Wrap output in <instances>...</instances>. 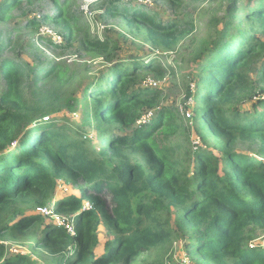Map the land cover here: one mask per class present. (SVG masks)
<instances>
[{
  "label": "trees",
  "instance_id": "trees-1",
  "mask_svg": "<svg viewBox=\"0 0 264 264\" xmlns=\"http://www.w3.org/2000/svg\"><path fill=\"white\" fill-rule=\"evenodd\" d=\"M43 1L0 0V21ZM51 1L57 15L24 14L23 28L0 32L5 87L0 96V264H35L10 252L6 242L11 240L34 243V252H46L56 264H134L163 255L175 235L187 240L193 264H264V246H252L258 231L264 233V98L246 104L254 102L253 72L264 82V0L245 8L237 5L240 0H227L224 16L211 22L209 37L195 41L200 44L194 56L196 100L202 96L195 125L205 145L193 151L187 149L190 134L184 144L173 141L190 127L161 107L163 91L142 87L150 73L175 75L159 61L115 63L108 43L84 35L83 49L105 54L114 65L78 96L77 91L67 95L73 73L66 62L36 67L7 55L19 52L25 33L44 23L62 24L72 37L79 23L71 15L75 1ZM100 1L107 4L106 14H122L130 25L143 27L147 40L162 50L178 51L195 31L192 14H185L184 22H165L143 9L120 11L119 0ZM167 1L178 10L187 3ZM54 47L63 51L69 46ZM81 108H90L82 113L81 126L99 132L100 148L86 130L54 117ZM147 111L153 116L143 123ZM103 123L111 128H102ZM246 143L259 145L256 159L237 151ZM57 180L82 188L81 198L66 197L57 204L58 213L75 217V236L37 213L23 217L52 200ZM70 249H75L71 255Z\"/></svg>",
  "mask_w": 264,
  "mask_h": 264
},
{
  "label": "rangeland",
  "instance_id": "rangeland-1",
  "mask_svg": "<svg viewBox=\"0 0 264 264\" xmlns=\"http://www.w3.org/2000/svg\"><path fill=\"white\" fill-rule=\"evenodd\" d=\"M60 2L68 3L69 0H59ZM71 15L78 18V26L73 27V35L71 31L64 28L62 24L44 23L36 29H29L24 36L22 49L17 53L8 52V56L16 58L19 56L24 61L31 65L38 67L40 63H51L56 61H63L69 65L73 73L72 82L66 92L69 95L72 91H77L78 96H81L86 85L89 84L93 78H100L105 72L114 64H110L105 54L97 51H87L83 49L82 40L84 35H88L92 41L108 43L109 55L116 56L117 60L124 62L126 65L135 61L149 63L150 61H159L165 68L172 69L175 73L168 74L164 78L157 77L150 73L148 78L142 84V87L147 89H160L164 93L162 108L172 110L174 113L180 115L185 126L190 127L189 133L186 128L180 134L173 137L176 144L181 145L189 140L191 143L187 146L189 151L204 146L205 142L196 132L195 117L196 105L202 107L200 100L201 95L196 100L197 86L193 74L198 72V64L194 61V56L200 48V44L195 42L202 41L206 36L209 37V30L212 28L211 22L215 18H222L224 16V8L227 0H204L202 4L194 2V0H185L186 7H181L179 10L171 5L167 0H119V9H143L145 13L155 15L159 21L168 22L173 19H179L182 22L185 14L194 15V29L195 31L189 33L188 36L178 45V51L169 52L154 47L147 40V33L143 27L130 25L129 22L122 16H111L106 14V3H101L100 0H74ZM256 0H240L243 8L254 5ZM98 2V3H97ZM72 3V1H70ZM58 8L51 0H44L36 6H27L26 9L16 13V15L9 21H0V32L6 29L25 26V16L31 13V18L47 15L49 17L57 15ZM179 12V14H178ZM25 14V16H24ZM244 17V14L241 18ZM30 18V19H31ZM192 26V25H191ZM17 35V33H16ZM14 37V35H13ZM264 40V36L260 34ZM44 39L41 41L40 39ZM69 46L65 50H56L54 46ZM118 61V62H119ZM257 68H260L259 66ZM257 71L253 72L254 81L257 82L254 102L246 104L259 103L264 98V82H261L256 76ZM192 90V95L188 97V89ZM5 90L4 84L0 82V96ZM205 94V91H204ZM199 104V105H198ZM251 106V105H249ZM88 108H81L78 113L72 114L69 111L57 113L54 117L62 120L64 124L72 123L76 125L78 131L86 132L89 138L93 140L94 145L100 148L101 138L99 132L94 127L86 129L81 126L83 121V114L89 111ZM83 113V114H82ZM153 116V112L147 111L143 117L142 122L146 123ZM110 127L106 123L102 124V128ZM111 128V127H110ZM113 131V129H111ZM209 141H212V136L208 135ZM259 145L251 143L239 144L237 151L249 156L251 159H256L255 151ZM186 148V147H184ZM66 197H82L81 185L69 184L63 180H57L52 200L42 207L49 206L55 201H62ZM35 210H27L23 217L33 215ZM72 216V215H70ZM46 222H52L50 218H45ZM48 220V221H47ZM105 223L100 229V236L102 242L108 239V233ZM174 227V224H172ZM256 240L252 241V246L261 249L264 246V233L258 231ZM40 236L38 237V239ZM173 243L168 246L163 255L146 257L137 260L134 264H193L191 257L187 253L186 243L184 238L176 239L173 237ZM8 250L17 255L30 257L35 264H56V261L51 258V255L37 249L33 251L34 243L31 242H16L11 240L6 242ZM163 261V262H160Z\"/></svg>",
  "mask_w": 264,
  "mask_h": 264
},
{
  "label": "built area",
  "instance_id": "built-area-1",
  "mask_svg": "<svg viewBox=\"0 0 264 264\" xmlns=\"http://www.w3.org/2000/svg\"><path fill=\"white\" fill-rule=\"evenodd\" d=\"M134 1H137V0H134ZM54 207L55 205L40 207L37 209L36 212L38 215H41L45 218H50L51 221L53 220L58 226L63 228L66 231V233L75 235L74 222L70 218L56 213Z\"/></svg>",
  "mask_w": 264,
  "mask_h": 264
},
{
  "label": "clouds",
  "instance_id": "clouds-1",
  "mask_svg": "<svg viewBox=\"0 0 264 264\" xmlns=\"http://www.w3.org/2000/svg\"><path fill=\"white\" fill-rule=\"evenodd\" d=\"M57 204H58V202L57 201H55L54 203H52L51 205H55V211H56V213H58L57 212ZM85 208L86 209H91V205L89 204V202H85ZM35 213H37V212H35ZM58 214H60V213H58ZM60 215H62V216H66V217H68V218H70L73 222H74V225H75V234H76V222H75V217L74 216H70V215H63V214H60ZM52 223H54V224H56L53 220H52ZM57 225V224H56ZM58 226V225H57ZM58 227H60V226H58ZM61 228V227H60ZM61 230L65 233V234H68V233H66V231L63 229V228H61ZM69 235H71V234H69ZM71 236H75V235H71ZM75 250V249H74ZM74 250H71L70 249V255L74 252Z\"/></svg>",
  "mask_w": 264,
  "mask_h": 264
}]
</instances>
